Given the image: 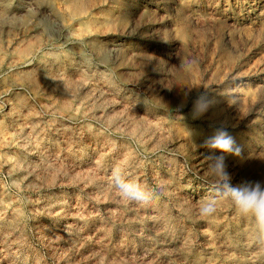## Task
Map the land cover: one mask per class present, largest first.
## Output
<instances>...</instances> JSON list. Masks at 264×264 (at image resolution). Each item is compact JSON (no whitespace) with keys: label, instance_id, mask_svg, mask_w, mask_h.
Segmentation results:
<instances>
[{"label":"rangeland","instance_id":"374dc122","mask_svg":"<svg viewBox=\"0 0 264 264\" xmlns=\"http://www.w3.org/2000/svg\"><path fill=\"white\" fill-rule=\"evenodd\" d=\"M222 122L264 183V0H0V264H264L229 199L199 214Z\"/></svg>","mask_w":264,"mask_h":264},{"label":"clouds","instance_id":"9594fccd","mask_svg":"<svg viewBox=\"0 0 264 264\" xmlns=\"http://www.w3.org/2000/svg\"><path fill=\"white\" fill-rule=\"evenodd\" d=\"M187 95V94H186ZM231 102V101H229ZM216 101L199 96L193 101L191 111L192 120L202 119L215 105ZM212 134L206 138L200 147L208 152L205 159L211 161L210 170L223 183L214 197H203L199 204V214L209 218L217 212L218 201L227 198L231 201L235 212L246 219H251L259 237L264 238V183L259 180H243L239 184L231 183V176L227 170V158L239 157L242 149L231 135L228 125L220 123L218 126L210 125ZM112 182L122 199L136 203H146L152 193L140 184L133 182L119 174L115 168L112 172Z\"/></svg>","mask_w":264,"mask_h":264}]
</instances>
